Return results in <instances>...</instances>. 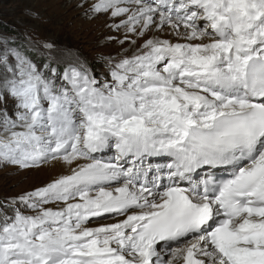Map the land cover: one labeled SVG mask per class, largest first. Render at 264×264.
I'll use <instances>...</instances> for the list:
<instances>
[{"label": "snow or ice", "instance_id": "6c2138e0", "mask_svg": "<svg viewBox=\"0 0 264 264\" xmlns=\"http://www.w3.org/2000/svg\"><path fill=\"white\" fill-rule=\"evenodd\" d=\"M77 6L133 50L0 37V264H264V0Z\"/></svg>", "mask_w": 264, "mask_h": 264}, {"label": "rangeland", "instance_id": "374dc122", "mask_svg": "<svg viewBox=\"0 0 264 264\" xmlns=\"http://www.w3.org/2000/svg\"><path fill=\"white\" fill-rule=\"evenodd\" d=\"M81 0H0V37L10 36L15 42L29 49L36 60L42 59L33 45L36 42H52L59 47H67L85 57L93 74L102 70V62L107 57H117L123 49L132 52L129 43L120 45L116 37L123 39L120 32L110 29L112 23L107 15L98 14L90 18L84 8L77 5ZM91 2V0H89ZM87 7V5H85ZM31 13V14H30ZM12 101L7 107L12 110ZM4 105L0 104V108ZM44 167V166H43ZM17 171L14 166L0 167V200L31 190L42 185L48 175L45 169Z\"/></svg>", "mask_w": 264, "mask_h": 264}, {"label": "bare ground", "instance_id": "6f19581e", "mask_svg": "<svg viewBox=\"0 0 264 264\" xmlns=\"http://www.w3.org/2000/svg\"><path fill=\"white\" fill-rule=\"evenodd\" d=\"M45 169L48 170V172L50 173V168H49V166L45 165L44 167L40 168V170H41L40 173H41L42 175L44 174Z\"/></svg>", "mask_w": 264, "mask_h": 264}]
</instances>
